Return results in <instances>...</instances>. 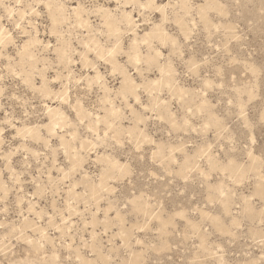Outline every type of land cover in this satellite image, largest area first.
<instances>
[{
    "label": "rangeland",
    "instance_id": "rangeland-1",
    "mask_svg": "<svg viewBox=\"0 0 264 264\" xmlns=\"http://www.w3.org/2000/svg\"><path fill=\"white\" fill-rule=\"evenodd\" d=\"M0 264H264V0H0Z\"/></svg>",
    "mask_w": 264,
    "mask_h": 264
}]
</instances>
